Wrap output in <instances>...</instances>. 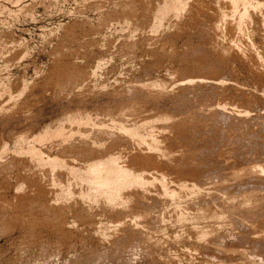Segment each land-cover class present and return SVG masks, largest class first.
Instances as JSON below:
<instances>
[{
  "label": "rangeland",
  "instance_id": "obj_1",
  "mask_svg": "<svg viewBox=\"0 0 264 264\" xmlns=\"http://www.w3.org/2000/svg\"><path fill=\"white\" fill-rule=\"evenodd\" d=\"M231 1L0 0V264H264V0ZM112 155L148 183L86 196Z\"/></svg>",
  "mask_w": 264,
  "mask_h": 264
},
{
  "label": "bare ground",
  "instance_id": "obj_2",
  "mask_svg": "<svg viewBox=\"0 0 264 264\" xmlns=\"http://www.w3.org/2000/svg\"><path fill=\"white\" fill-rule=\"evenodd\" d=\"M238 1H245V0H238ZM237 0H232L231 2L234 5L238 2ZM251 1V0H250ZM254 1V0H253ZM178 2V1H177ZM248 2V1H247ZM179 3V2H178ZM225 3V1H224ZM250 4V3H249ZM181 5V4H180ZM233 5V6H234ZM251 5V4H250ZM226 6V5H225ZM164 7V6H163ZM162 8V7H161ZM166 10V9H165ZM164 11V10H162ZM170 11V10H169ZM165 13V12H164ZM225 13V12H224ZM231 13V12H230ZM162 14V13H161ZM248 14V9L244 8V12L240 15L241 18H245ZM224 15V14H223ZM231 16V15H230ZM239 18V17H238ZM256 19V18H255ZM257 21V20H256ZM240 23V22H238ZM242 24V23H241ZM239 25V24H238ZM237 26V25H236ZM218 27V26H217ZM241 27V26H240ZM246 113V112H245ZM103 126V125H102ZM89 127V126H88ZM92 127V126H91ZM98 127V126H97ZM123 128V127H122ZM63 129V128H62ZM61 129V130H62ZM103 129V128H102ZM125 129V128H124ZM60 132V131H59ZM137 133V132H136ZM139 134V133H138ZM45 135V134H44ZM43 135V136H44ZM60 135V134H59ZM133 135V134H132ZM136 135V134H135ZM85 137V136H83ZM37 138V137H36ZM39 138V136H38ZM42 138V137H41ZM153 140V139H152ZM153 143V142H152ZM33 151V149H31ZM36 150V149H35ZM35 152V151H34ZM41 153V152H40ZM32 154V153H31ZM36 155V154H35ZM107 155V154H106ZM118 156V155H117ZM117 156H110L106 160L98 161L92 163L86 167L84 172L76 173L79 170H73L70 172L75 173V176L79 175V179L85 181L89 187L90 191L86 196L90 198L97 197V196H104L110 202H116L121 198V193L123 190L134 186V185H141L147 182L145 181L142 176L135 175L129 169L121 166L119 164L120 159ZM43 157V156H42ZM36 158V157H35ZM41 158V156H40ZM50 161V159H48ZM52 159L51 161H53ZM47 161V160H46ZM95 161V160H94ZM61 163V161H60ZM45 165V164H44ZM127 166V165H126ZM55 168V167H54ZM258 168V167H257ZM72 173V174H73ZM81 174V175H80ZM261 174V173H260ZM148 175V174H147ZM74 177V176H73ZM145 178V177H144ZM77 179V178H76ZM147 179V178H146ZM145 181V182H144ZM82 182V181H81ZM148 183V182H147ZM146 184V183H145ZM87 186V185H86ZM164 186V185H163ZM142 187V186H141ZM164 188V187H163ZM166 188V187H165ZM164 188V189H165ZM167 189V188H166ZM165 191V190H164ZM167 192V190H166ZM172 192V191H171ZM84 193V192H83ZM170 193V192H169ZM174 193V191L172 192ZM84 195V194H83ZM173 195V194H172ZM175 197V195H174ZM122 203V202H121ZM112 205V204H111Z\"/></svg>",
  "mask_w": 264,
  "mask_h": 264
}]
</instances>
